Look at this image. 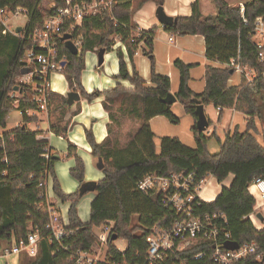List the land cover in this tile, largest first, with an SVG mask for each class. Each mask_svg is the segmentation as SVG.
<instances>
[{
    "label": "trees",
    "instance_id": "trees-1",
    "mask_svg": "<svg viewBox=\"0 0 264 264\" xmlns=\"http://www.w3.org/2000/svg\"><path fill=\"white\" fill-rule=\"evenodd\" d=\"M46 2L55 4V7L46 8ZM213 2L218 9L217 15L204 16L200 2L196 0L189 17H178L176 25L164 29L178 37H204L206 57L210 61L221 64L239 61L242 66L257 71L252 82L243 77L240 85L229 86V80L236 72L231 68L209 65L205 75L206 88L198 94L189 84L193 66L181 60L174 62L180 72L179 90L175 97L195 123L198 104L204 107L214 105L220 110L235 109L247 118L245 132L236 130L224 141L218 138L220 151L215 154L209 151V143L216 135L208 136L196 127L192 130L195 148L188 147L176 137H162L157 147L150 120L163 116L178 125L180 118L172 110L174 105L163 101L171 93V81L156 72L154 39L158 29L141 31L139 36L135 35L138 28L133 22L136 10L133 0H119L112 12L86 17L73 31L70 30L72 23L63 27V35H71L73 39L82 38V47L81 53L74 56L66 42L62 38L58 39L57 62H66L61 74L71 88L78 86L81 95L89 101L103 96L102 104L110 119L109 135L103 142L98 143L92 131H86L93 158H102L105 167L104 178L97 182L94 192L90 222L85 224L78 213L82 199L80 193L65 194L62 191L55 171L57 160L47 139L40 137L44 134L39 130L28 128L29 123L39 119L36 115L27 114V111L39 109L37 104L31 102L36 95L33 86L15 84L13 81L14 77L21 78L23 72L30 71L23 62L26 51L32 48L29 35L41 28L45 20L55 15L59 8L65 7V4L62 0H0V10L7 12L6 18L16 13H27L28 18L27 25L19 33L7 31L3 34L6 27L0 23V248L4 242L11 248L13 244L27 240L32 229L38 230L42 236L38 253L36 256L22 254L27 257L25 264H71L70 255L73 251L83 249L95 252L99 249L101 240L95 236V227L114 222L113 235L126 240L127 247L124 251L119 250L110 238L106 260L98 264H145L150 231L155 227L168 228L176 215L173 210L162 205L161 196L156 192L146 194L139 191L138 183L149 174L169 176L194 171L196 185L208 176L215 177L219 183L233 176L231 185L223 188L215 201L209 203L200 200L196 214L223 213L227 220L225 230L231 234L234 242L242 246L256 243L260 252H264V228L257 229L250 218L257 205L250 187L254 180H264V62L259 60L261 50L253 39L256 20L264 19V0H251L244 4V18L248 24H244L239 6H231L226 0ZM115 38H119L126 47L132 63L130 73L122 49L117 48L120 71L116 79L128 81L132 88H125L118 83L108 91L88 94L81 84L86 67L85 55L88 52L105 50L108 53L115 50ZM142 43L146 47L143 54L152 61V87L140 76L133 62ZM17 86L19 90L15 91ZM56 100L61 103L60 107L71 108L67 97L52 92L49 112ZM15 111L20 112L22 124L8 129L9 118ZM116 113L141 122L138 131L130 136L124 147H118V141L114 143L111 139V123L118 120ZM51 120L50 131L67 138L70 123L64 122L63 118L54 122ZM258 122L261 129L258 128ZM209 123L211 127L213 123ZM68 156L75 158L76 166L70 174L81 187L86 183L85 165L72 144ZM50 177L58 198L71 204L68 214L71 234L62 241L61 246L50 240L46 231L49 214L47 208L41 206L44 201L41 196L46 191L45 185ZM59 246L68 247L69 250L56 252ZM201 252L205 256L195 260L194 256ZM174 263L215 264L210 242L196 240L176 257H171L167 264ZM234 264H264V261L258 262L251 255Z\"/></svg>",
    "mask_w": 264,
    "mask_h": 264
},
{
    "label": "crops",
    "instance_id": "crops-1",
    "mask_svg": "<svg viewBox=\"0 0 264 264\" xmlns=\"http://www.w3.org/2000/svg\"><path fill=\"white\" fill-rule=\"evenodd\" d=\"M195 1L196 0H133V4L136 9L133 15V22L137 26V30L150 31L153 28L158 29L157 35L154 39V60L156 72L159 75L170 78L171 93L174 95L178 92L180 83V72L174 65L176 60H181L185 64L193 66L190 72L191 79L189 84L190 88L198 94L202 93L206 88L205 75L207 66L210 65L216 68H228L227 64H221L218 61H210L206 57V42L204 37L199 35H186L181 37L171 35L165 31L164 26L157 19V9L161 5L164 7L166 14L171 17H189L192 14V5L195 3ZM199 2L201 12L204 16H215L218 14V9L215 6L213 0H199ZM227 2L231 6H240L241 4H245L248 1L236 0L233 2ZM52 6L53 4L50 7ZM212 6L214 7V13L207 14L206 12H208L209 9L212 10ZM172 38L173 40H170ZM120 47L121 46L118 48ZM145 48L146 47L144 43H142L134 56L133 62L139 71L140 76L146 81L149 87H152V61L143 54V49ZM121 49L124 54V59L128 65L129 72L132 73V63L130 61L128 51L124 46L121 47ZM107 57H109L110 60L108 61V66L105 67L104 64L108 60ZM104 64L102 66L99 65V58L97 56V59L91 65L92 67L90 68V71L87 72V79H85L83 76V81L81 84L83 89L88 94H93L96 91H108L115 88L118 83L122 84L125 88H132V85L128 81H119L116 79L120 71L118 56L113 54L107 55V53H105ZM101 68H105L104 71L106 72L104 73V76L99 79L96 76V71ZM54 77H59L58 80L61 81V89L59 90L53 85ZM242 79L243 76L241 74L235 73L234 76L229 80V86L240 85ZM51 83L54 93H58L67 97L68 93L72 92L70 91L68 81L61 73L53 74ZM103 100L104 97L101 96L89 101L81 95L80 102L71 106L72 111H74L76 110L77 105H80V111L77 115L71 118L72 124L69 127L67 138L58 136L50 131L49 114H39L37 115L39 118L38 121L28 124L29 129L39 130L44 134L40 137L47 139L49 146L52 149V153L59 156V159H57L55 164V171L60 183V187L65 194H73L78 189L80 191L79 182L70 174V171L76 166L75 158L68 156L70 144L75 146L76 154L84 162L86 182L97 183L104 178L103 171H98L96 169L94 158L92 156V147L89 144L86 136V131H92L96 141L101 143L109 135L108 125L110 124V119L108 112L104 109L102 104ZM177 103L174 104L172 110L180 118V123H185L184 127L181 128V126H179L180 123L175 126L163 116L154 117L150 120V125L153 133L155 134V142L158 148L160 146V139L162 137H176L188 147H196V141L192 132L196 123L193 117L186 114L185 107L180 103ZM205 112L209 121L213 123L208 131L205 132L208 136L215 134L217 138H219L221 141H224L227 136L233 134L236 130L240 132H245L247 130L246 116L235 109L220 110L219 108L217 109L214 107V105H209L205 107ZM20 117V119L15 121L13 127L10 125V117L8 129H13L21 125V114ZM258 128L261 129L260 122H258ZM221 132H223L222 135H220ZM231 177L232 183L233 176ZM50 183L53 185L52 178H50ZM220 193L221 192L219 191V193L212 200L217 198ZM250 193L257 201L256 211L250 216V218L252 219L255 227L261 230L264 228V220L261 221L257 216L260 214L264 219V200L257 188L250 187ZM94 198L95 193L90 195L88 198L82 197L78 205V213L83 208L85 214L88 211L91 213V204ZM87 199L88 201H86ZM64 204H67L68 206L66 205L62 207V212L69 220L68 214L71 204L70 202ZM79 217L83 223L87 224V221H83L80 214ZM125 249L120 248L121 251H124Z\"/></svg>",
    "mask_w": 264,
    "mask_h": 264
},
{
    "label": "built area",
    "instance_id": "built-area-1",
    "mask_svg": "<svg viewBox=\"0 0 264 264\" xmlns=\"http://www.w3.org/2000/svg\"><path fill=\"white\" fill-rule=\"evenodd\" d=\"M62 1L65 7L59 8L55 15L45 20L41 28H37L29 35L32 48L26 51L23 62L27 64L30 71L20 78V83L33 86L36 95L31 99V102L39 107L36 111H27L29 116L49 114V99L53 92L51 78L53 74L61 73L63 67L61 63L57 62V43L58 39L64 36L63 27L68 23H72L70 30L73 31L76 26L82 24L86 17L96 16L103 12H112L113 7L119 2V0ZM53 7H55V4ZM239 7L243 14L244 24H248L247 19L244 18V4ZM6 14L5 10H0V23L6 27L3 34H6L7 31L12 32L7 26ZM20 14L12 15L19 16ZM22 15L27 16V13ZM13 31L16 32V29ZM137 34L139 36L141 30H137ZM255 38L259 40H255ZM253 39L261 50L259 60L264 62L263 18L256 20ZM170 40H173V38ZM72 42L78 48L80 54L82 38L73 39L72 37ZM119 46H122V42L119 38H115L113 48L117 49ZM227 66L236 73L241 74L248 82H252L257 76L255 69L242 66L239 61H232ZM262 77L264 78V72ZM50 178L45 185L46 191L41 196L44 200L41 206L47 208L49 214L46 225L49 238L61 246L62 241L71 232L69 231V220L64 217L62 212L60 205L62 201L55 194ZM201 184L196 185V173L194 171L170 174L169 176L149 174L138 183L139 191L146 194L156 192L161 196L162 205L173 210L176 215L175 220L168 228L155 227L150 231L147 237L148 252L145 264H167L171 257H176L179 252L191 246L198 239L210 242L212 259L215 264H234L251 255L255 256L258 262L264 261V252H260L256 243L240 245L239 249L234 251L225 248L228 242L234 241L231 234L225 230L224 224H227V220L223 213L214 215L196 214L200 206V200H202L200 194ZM251 187L257 188L264 200V180L260 178L254 180ZM114 226V222H107L101 227L102 233L107 236L105 241L107 245L108 240L112 238ZM99 239L104 244L103 239ZM41 240V233L32 229L27 240L15 243L11 248L3 250L0 253V259L12 256L19 257L22 254L36 256ZM60 246L56 249V252L69 250L68 247ZM99 251L77 249L70 255L71 264H98L102 262L98 257ZM204 256L205 253L201 252L194 256V259L199 260Z\"/></svg>",
    "mask_w": 264,
    "mask_h": 264
},
{
    "label": "rangeland",
    "instance_id": "rangeland-1",
    "mask_svg": "<svg viewBox=\"0 0 264 264\" xmlns=\"http://www.w3.org/2000/svg\"><path fill=\"white\" fill-rule=\"evenodd\" d=\"M227 1L233 2L236 0H227ZM242 1H251V0H242ZM48 6H51V4H49V2H46L45 7L47 8ZM213 8L214 7L212 6V10L209 9L208 12H206V13L207 14H210V13L213 14L214 13ZM27 23H28V18L26 15H22V14H20L19 16L8 15V17H7V26L12 31L15 30L17 27H22V28L25 27L27 25ZM135 31H136V32H134L135 35L138 36L139 33L137 34V30H135ZM255 40H259V39L255 38ZM123 46L124 45L122 44L121 47H123ZM110 54L117 56L116 51L107 53V55H110ZM97 56H98L97 52L96 53L95 52L86 53V55H85L86 70L82 74L81 82L83 81V76L85 79H87V72L90 71V68L92 67L91 65L97 59ZM107 58H108V60L104 64L105 67L108 66V61L110 60L109 57H107ZM104 70H105V68H103V69L101 68V69H98V71H96V76L99 79L104 76V73L106 72ZM58 79H59V77L53 78V85L56 89L59 90V89H61V87H60L61 81ZM13 81L15 84H17V83H20L21 79L19 77H14ZM70 91L79 92L81 94L80 88L78 86L74 87V88L70 87ZM13 96L16 97L17 95H13ZM60 104L61 103H59L57 100L54 101L53 106L51 108V111L49 112L50 113L49 118L52 119V120L51 119L50 120L54 122L57 119L63 118L64 122H69L71 125L72 124L71 118H73L75 115H77L79 113L80 105H77L76 110L72 111V107L71 108H64V107H60ZM177 104H179V103H177ZM116 117L118 118L117 122L111 123V130H112L111 139H113L114 143L118 141V143H117L118 147H124L125 144L129 141L130 136L135 135V133L138 131V129L141 125V122L138 119H134L130 116L122 115L120 113H116ZM20 118H21L20 113L18 111L13 112L11 115V121H10L11 127H13L15 121L17 119H20ZM64 122H63V124H64ZM179 126H181V128H182L185 126V123L181 122L179 124ZM222 134H223V132L220 133V135H222ZM219 150H220V146H219L218 138L214 137L209 143V151L211 153H217V152H219ZM98 162H99V159H94V164L96 166V169L98 171H100L98 169V166H97ZM231 179H232V177L229 176L222 183H219L215 177L208 176L206 178V180H204L201 184L200 194H201L202 200L205 202H209V203L215 201L216 198L214 200H212V199L219 193V191L221 192L223 188L229 187V184L231 183ZM85 182H86V180H85ZM77 192L79 193V189L75 193H77ZM92 194H93V192L88 193L83 197L88 198ZM86 201H88V199ZM60 205L62 208L64 206H66L67 204H64L63 202H61ZM79 214H80L81 218L83 219V221H87V224L90 222V219H91L90 211H88L85 214L84 208H83L80 210ZM64 217L66 218L65 214H64ZM101 227H99V228L95 227L94 233L96 234L95 236H98L99 238L103 239V241H104V244L101 241H99L100 246L98 249V250H100L98 257L102 262H104L106 260V257H107V244L105 243V241L107 240V236H105L102 233ZM115 245L119 248V250H120V248L125 249L127 247V242L124 239H118L117 241H115ZM10 246L11 245L6 244L5 242L2 243V246L0 248V253L4 249L9 248ZM26 260H27V257H25L24 255L19 256V257L18 256H12V257H7V258H1L0 264H25Z\"/></svg>",
    "mask_w": 264,
    "mask_h": 264
},
{
    "label": "water",
    "instance_id": "water-1",
    "mask_svg": "<svg viewBox=\"0 0 264 264\" xmlns=\"http://www.w3.org/2000/svg\"><path fill=\"white\" fill-rule=\"evenodd\" d=\"M157 19L159 20V22L164 26V27H172L174 25L177 24V20L174 17H171L169 15L166 14L163 6H159L157 9ZM22 30V27H18L16 28V33H19ZM62 40L66 42V45L69 49V51L71 52V54H73L74 56L79 55V51L78 48L74 45V43L72 42V36L71 35H64L62 37ZM105 50H101L98 53V58H99V65L102 66L104 64V56H105ZM62 66L66 65V62H63L61 64ZM28 72H23V75L27 74ZM15 91L19 90V87H15L14 89ZM81 100V95L79 92H75L72 91L70 93H68L67 95V101H68V105L69 106H73L75 103L80 102ZM165 103L170 104V105H174L175 103H177V98L175 97L174 94L170 93L164 100ZM197 121H196V125L195 127L200 131V132H207L208 129L210 128V123H209V119L206 115L205 112V107L201 104H198L197 106ZM54 159L57 160L59 159V156L54 155ZM98 169L103 171L105 165L103 162L102 158H99V162H98ZM96 187H97V183L96 182H86L84 183L81 187H80V196L83 197L88 193H94L96 191ZM261 221H263V217L262 215H258L257 216ZM112 241H117L118 237L116 235L112 236ZM240 244L237 242H228L225 245V248L227 250H237L239 249Z\"/></svg>",
    "mask_w": 264,
    "mask_h": 264
}]
</instances>
